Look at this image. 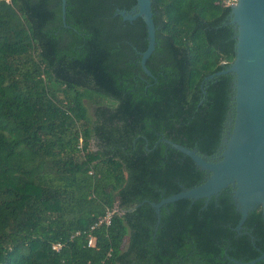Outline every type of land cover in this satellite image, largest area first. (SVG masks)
I'll use <instances>...</instances> for the list:
<instances>
[{"label": "trees", "instance_id": "trees-1", "mask_svg": "<svg viewBox=\"0 0 264 264\" xmlns=\"http://www.w3.org/2000/svg\"><path fill=\"white\" fill-rule=\"evenodd\" d=\"M150 2L151 76L142 19L117 12L135 0H65L64 24L60 0H0V264H233L264 252L260 208L236 230L229 186L158 217L150 205L203 180L161 139L216 152L233 77L204 78L235 43L223 0Z\"/></svg>", "mask_w": 264, "mask_h": 264}, {"label": "water", "instance_id": "water-1", "mask_svg": "<svg viewBox=\"0 0 264 264\" xmlns=\"http://www.w3.org/2000/svg\"><path fill=\"white\" fill-rule=\"evenodd\" d=\"M124 20L140 17L145 25L146 46L140 52L139 65L149 76L145 60L155 44L154 24L150 0H135L129 10L117 9ZM65 0H60L61 22L64 24ZM227 23L234 30V57L226 68L207 75L229 73L233 77L231 100L233 115L226 120V132L221 135L216 152L209 156L200 154L168 139L161 140L179 151L195 166L205 172L203 180L189 188L150 202L156 217L160 206L178 199H204L207 201L221 189L231 187V198L239 212L235 229L239 230L247 213L260 208L264 224V0H235L229 5ZM158 220V219H157ZM264 258V252L255 258L233 264H254Z\"/></svg>", "mask_w": 264, "mask_h": 264}, {"label": "built area", "instance_id": "built-area-1", "mask_svg": "<svg viewBox=\"0 0 264 264\" xmlns=\"http://www.w3.org/2000/svg\"><path fill=\"white\" fill-rule=\"evenodd\" d=\"M234 3H235V0H223V4L227 5V6L234 4ZM116 212H117V209H115V208L107 209L105 211L104 215L99 217L97 219V221L89 227V230H91L93 227H95L99 224L108 225L110 222V218H111L112 214H114ZM86 245L87 246L93 245V237L90 234H88L86 237ZM59 246H60L59 244H53V245H51V248L52 249H58Z\"/></svg>", "mask_w": 264, "mask_h": 264}, {"label": "rangeland", "instance_id": "rangeland-1", "mask_svg": "<svg viewBox=\"0 0 264 264\" xmlns=\"http://www.w3.org/2000/svg\"><path fill=\"white\" fill-rule=\"evenodd\" d=\"M92 111H91V108L88 106V113L90 114ZM89 149L90 150H94V146H93V144H92V141L90 142V144H89ZM79 159H81V154H80V156H79ZM125 239V238H124Z\"/></svg>", "mask_w": 264, "mask_h": 264}, {"label": "flooded vegetation", "instance_id": "flooded-vegetation-1", "mask_svg": "<svg viewBox=\"0 0 264 264\" xmlns=\"http://www.w3.org/2000/svg\"><path fill=\"white\" fill-rule=\"evenodd\" d=\"M226 130H227V129H226V126H225V129L222 131V135L226 132Z\"/></svg>", "mask_w": 264, "mask_h": 264}]
</instances>
